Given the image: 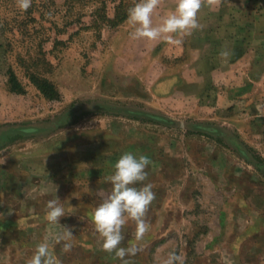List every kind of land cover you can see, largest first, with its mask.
<instances>
[{
	"label": "rangeland",
	"instance_id": "1",
	"mask_svg": "<svg viewBox=\"0 0 264 264\" xmlns=\"http://www.w3.org/2000/svg\"><path fill=\"white\" fill-rule=\"evenodd\" d=\"M34 1L21 36L1 31L0 10V264H27L41 242L61 264H122L91 211L125 152L150 159L155 193L143 239L133 221L122 229L123 246L139 248L130 264H163L170 251L184 264H264V0H201L180 46L130 37L136 0ZM175 3L160 0L153 26ZM56 197L74 235L68 252L45 219Z\"/></svg>",
	"mask_w": 264,
	"mask_h": 264
},
{
	"label": "clouds",
	"instance_id": "2",
	"mask_svg": "<svg viewBox=\"0 0 264 264\" xmlns=\"http://www.w3.org/2000/svg\"><path fill=\"white\" fill-rule=\"evenodd\" d=\"M30 4L31 0H19V7L23 10H27ZM159 4L160 0H136L128 9L127 20L134 27L130 37L134 40L151 41L166 35L169 44L182 45L183 40L176 37L181 34L190 35L191 31L198 27L197 14L201 8V0H176L174 8L162 18V22L153 26L152 14ZM220 54L223 57L229 55L227 51ZM150 164L151 161L146 155L123 153L112 165L111 174L105 177L106 182L111 185L109 194L91 211V220L95 232L102 238L103 249L114 253L122 264H130L126 257L135 256L139 251L137 243L123 246L125 236L122 229L126 223L134 222L136 242L141 241L149 230L145 214L155 199V193L152 191L154 185L144 182L148 175L146 168ZM61 217H66L63 202L57 197L49 200L46 204L45 219L51 224L60 225ZM61 228L63 231L56 234L55 243H62L63 250L68 252L74 246V235L70 227ZM27 264H61V261L48 242H41L36 245ZM163 264H184V260L176 251H170Z\"/></svg>",
	"mask_w": 264,
	"mask_h": 264
},
{
	"label": "trees",
	"instance_id": "3",
	"mask_svg": "<svg viewBox=\"0 0 264 264\" xmlns=\"http://www.w3.org/2000/svg\"><path fill=\"white\" fill-rule=\"evenodd\" d=\"M36 7L34 0H31L30 7L27 10H23L19 7V0H0V10L3 13L6 12V15L3 16L4 19H2L1 31L16 33V35L20 36L28 34L31 31L30 23L34 21L33 13L35 12ZM29 80L44 98L49 100H55L58 98V93L46 80L37 79L34 75H31ZM8 84L11 93L16 95L24 94L22 85L12 72H8ZM161 120L165 121L166 119ZM21 131L35 132V128L28 127Z\"/></svg>",
	"mask_w": 264,
	"mask_h": 264
}]
</instances>
